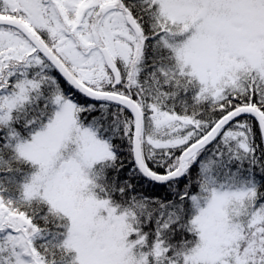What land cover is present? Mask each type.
Segmentation results:
<instances>
[{
	"label": "snow or ice",
	"instance_id": "obj_1",
	"mask_svg": "<svg viewBox=\"0 0 264 264\" xmlns=\"http://www.w3.org/2000/svg\"><path fill=\"white\" fill-rule=\"evenodd\" d=\"M0 264H264V0H0Z\"/></svg>",
	"mask_w": 264,
	"mask_h": 264
}]
</instances>
